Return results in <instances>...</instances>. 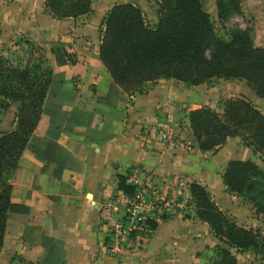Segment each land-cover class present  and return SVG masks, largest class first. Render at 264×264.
<instances>
[{
	"label": "crops",
	"instance_id": "crops-1",
	"mask_svg": "<svg viewBox=\"0 0 264 264\" xmlns=\"http://www.w3.org/2000/svg\"><path fill=\"white\" fill-rule=\"evenodd\" d=\"M215 11L213 7L209 13ZM66 21L46 14L43 0H0V44L26 35L48 46L59 30L63 33L64 28H70ZM100 44L101 38L95 47L75 49L78 61L73 93H69L72 74L68 65L58 66L59 71L67 72L65 99L59 101L64 110L70 113L64 103L71 102L75 108L98 115L95 127L76 126L75 133H63L59 138V143L83 162V169L65 170L56 177L54 163L41 161L25 150L33 163L47 167L37 173L21 166L10 177L12 202L23 208L9 215L0 264H41L48 253L42 244L44 235L61 243L67 264H205L208 245L217 239L195 215L190 183L206 186L223 211L251 228L239 219L231 200L235 196L227 192L222 174L230 160L255 161L260 155L238 137L229 139L215 155L197 151L190 112L203 106L222 112L219 102L230 96L245 97L264 110V99L246 80L219 79L222 86L213 87V79L187 87L177 79L161 78L148 83L143 92L122 95L114 116L110 107L98 101L108 95L113 81L100 59ZM49 126V117L44 115L33 143L46 136ZM191 155L200 161L192 160ZM120 175L138 187L150 180L168 193L186 180L183 199L187 207L186 211L173 210L149 236L123 238L121 251L114 253L112 228L123 216V205L115 200L120 193Z\"/></svg>",
	"mask_w": 264,
	"mask_h": 264
},
{
	"label": "trees",
	"instance_id": "trees-1",
	"mask_svg": "<svg viewBox=\"0 0 264 264\" xmlns=\"http://www.w3.org/2000/svg\"><path fill=\"white\" fill-rule=\"evenodd\" d=\"M43 1L45 13L59 20L77 19L93 11V0ZM157 3L158 23L154 27L148 24L144 10L133 2L114 4L104 18L99 56L113 81L108 95L98 101L110 107L112 115H117L122 95L143 92L148 83L161 78L177 79L187 87L213 79L246 80L264 99V46L255 44L249 30L236 28L228 38L221 37L203 0ZM216 6L222 22L243 13L241 0H216ZM51 51L59 67L78 61L65 41H57ZM39 60L15 65L0 50V106L6 109L13 102L19 104L15 127L0 134V253L10 213L23 208L11 199L13 171L22 166L38 173L47 167L33 163L24 155L25 150H31L41 161L54 163L56 177L65 170L81 171L83 162L61 145L59 138L63 133H75L76 126L97 125L95 112L64 110L59 101L65 99L66 74ZM222 110L204 106L191 110L196 150L215 155L229 139L238 137L264 160V111L241 96L225 98ZM44 115L49 117L50 126L44 138H35L36 144L33 135ZM222 178L228 193L251 203L264 216V168L252 159H233L224 168ZM189 188L197 219L206 223L218 240L216 257L205 264H239L238 254L252 248L264 253L262 231L239 224L220 208L206 186L191 182ZM136 189L127 176H119V192L134 195ZM167 218L163 216L161 221ZM159 221L148 219V230L142 234L151 235ZM42 244L48 253L41 264H67L60 242L44 235Z\"/></svg>",
	"mask_w": 264,
	"mask_h": 264
},
{
	"label": "rangeland",
	"instance_id": "rangeland-1",
	"mask_svg": "<svg viewBox=\"0 0 264 264\" xmlns=\"http://www.w3.org/2000/svg\"><path fill=\"white\" fill-rule=\"evenodd\" d=\"M133 2L139 5L145 12L146 20L152 27L158 23V3L157 0H93V11L88 15L81 16L77 19H64L67 20L65 24H70V28H64L63 33H57L54 37L50 38V45L46 43L40 44L38 41L30 39L28 36L23 35L17 39L1 43L0 50L2 53L9 57L15 65L26 66L29 63H34L39 60L44 66L53 67L56 71L58 66L55 63L52 47L57 41H65L68 43L70 52L77 56L75 53L76 48H83L86 46L95 47L98 39L102 36V24L108 11L113 4ZM205 9L212 13V9L216 10V14L211 15L215 28L221 37L228 38L230 32L236 28L249 30L254 38L257 46H264V0H241L243 6V13L237 14L230 18L227 22H222L218 18L216 0H203ZM215 4V5H214ZM59 20V19H58ZM67 26V25H66ZM67 40V41H66ZM68 72L72 74L69 93L75 91V64L68 65ZM67 78V72H65ZM223 81L216 79L211 82L213 87L222 86ZM241 91V90H239ZM243 92V91H242ZM232 97V96H230ZM229 98V97H228ZM257 99V97H254ZM224 100V99H223ZM223 100L219 102L223 104ZM261 102V101H260ZM261 103L264 107V101ZM65 109L72 110L75 105L71 102H65ZM18 103H11L6 109L0 106V134L12 130L13 125L16 124ZM222 107V106H221ZM264 109V108H263ZM223 111V110H222ZM264 111V110H263ZM255 162L264 168V160L259 156ZM232 197L233 207L238 213L240 220L248 223V225L264 233V216L256 212V209L251 203L246 202L238 195ZM255 210V211H252ZM249 220V221H248ZM218 240L214 243L210 242L208 249L205 253L204 262H208L211 258L216 257V250L213 245L217 244ZM213 249V250H211ZM201 255V253H199ZM239 264H264V253L261 249H250L246 252L238 254ZM18 264H27L25 262H18Z\"/></svg>",
	"mask_w": 264,
	"mask_h": 264
},
{
	"label": "built area",
	"instance_id": "built-area-1",
	"mask_svg": "<svg viewBox=\"0 0 264 264\" xmlns=\"http://www.w3.org/2000/svg\"><path fill=\"white\" fill-rule=\"evenodd\" d=\"M187 181L182 180L173 193L164 192L150 180L137 186L134 195L120 192L115 200L123 205V216L115 221L112 235L116 242L112 247L114 253L122 249L123 238L132 235H143L148 230V219L159 221L173 210L186 211V201L183 199Z\"/></svg>",
	"mask_w": 264,
	"mask_h": 264
},
{
	"label": "water",
	"instance_id": "water-1",
	"mask_svg": "<svg viewBox=\"0 0 264 264\" xmlns=\"http://www.w3.org/2000/svg\"><path fill=\"white\" fill-rule=\"evenodd\" d=\"M190 158H191L192 160H195V161H200V158H198V157L195 156V155H191Z\"/></svg>",
	"mask_w": 264,
	"mask_h": 264
}]
</instances>
